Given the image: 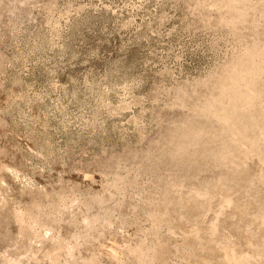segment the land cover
Segmentation results:
<instances>
[{
  "label": "rangeland",
  "instance_id": "1",
  "mask_svg": "<svg viewBox=\"0 0 264 264\" xmlns=\"http://www.w3.org/2000/svg\"><path fill=\"white\" fill-rule=\"evenodd\" d=\"M0 264H264V0H0Z\"/></svg>",
  "mask_w": 264,
  "mask_h": 264
}]
</instances>
